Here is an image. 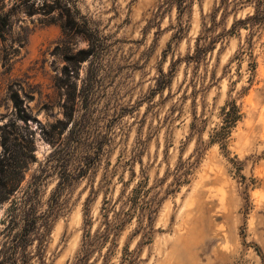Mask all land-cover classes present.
I'll use <instances>...</instances> for the list:
<instances>
[{
    "label": "rangeland",
    "instance_id": "374dc122",
    "mask_svg": "<svg viewBox=\"0 0 264 264\" xmlns=\"http://www.w3.org/2000/svg\"><path fill=\"white\" fill-rule=\"evenodd\" d=\"M70 1L97 38L83 61L86 33L63 34L57 3L0 0V14H10L0 37V157L6 131L9 162L16 171L25 166L20 191L29 189L41 211L63 183L46 264L76 256L86 201L94 232L103 199L115 201L144 178V190L161 198L152 230L142 234L132 218L104 264H120L125 249L135 264H264V23L252 74L234 59L249 31L229 32L253 14L254 0H186L182 13L167 0ZM205 26L221 37L198 64L187 63ZM161 72L170 82L157 89ZM230 88L243 117L223 150L209 136ZM178 167L185 181L171 192ZM8 206L0 204V250ZM108 246L89 264H102Z\"/></svg>",
    "mask_w": 264,
    "mask_h": 264
},
{
    "label": "trees",
    "instance_id": "16d2710c",
    "mask_svg": "<svg viewBox=\"0 0 264 264\" xmlns=\"http://www.w3.org/2000/svg\"><path fill=\"white\" fill-rule=\"evenodd\" d=\"M57 3L58 19L61 23L62 32L65 36H72L78 29H82L86 33L88 39V47L80 49L78 51L80 55L78 61H83L89 56L96 53L97 38L93 34L86 20H79L77 14L78 10L73 2L70 0H52ZM186 0H167L169 4H176L179 13L186 8ZM254 12L253 14L236 20L229 32H234L238 26H243L249 32L245 39V42L241 44L234 55V59L237 64H240L243 60L247 61L248 70L251 74L256 68V57L254 55V36L264 23V0H254ZM51 11L45 12L48 15ZM10 14L4 12L0 14V37L5 31L6 26L9 23ZM214 19L212 20V24ZM181 29V28H180ZM210 27L203 29L202 33L196 38V45L194 52L186 56L187 63L193 62L198 64L203 56L214 47L216 40L221 37L220 35L212 36L210 34ZM160 79L156 86L157 89L164 88L168 82H170V74L166 75L163 72L160 73ZM233 83V82H232ZM246 90V87L238 92L242 94ZM232 88L228 90V96L224 105L220 108L219 122L212 129V133L209 136L211 143H218L220 148L226 150L228 139L231 135L233 128L242 119L243 112L241 110L240 103L237 102V98L231 96ZM12 100L16 116L26 120L28 116L27 110L22 105V100L17 92H12L10 95ZM74 103L75 97L70 100ZM196 118V117H195ZM194 124H192V128ZM4 128V127H0ZM10 134L6 131L3 132V145L5 151L3 156L0 157V204L3 202H9V206L5 213L6 226L4 228L5 240L0 250V264H30L32 258H36L38 264H46L44 257V241L48 235L55 215L59 211V200L63 189V183L59 181L52 191L48 201L47 207L44 210H39L36 203L30 196L29 189L20 191V183L23 178V171L25 166L23 164L17 165L19 171L15 170L12 163L9 162L10 156L7 146V138ZM175 169V178L172 181V185L176 188L185 181L182 179L185 173L179 172ZM13 173L18 176L14 177ZM81 175L80 172L77 176ZM147 178L141 179L137 182L129 193L125 194L124 189L119 193L115 201L103 199L102 206L100 208L99 225L94 232H91L90 226L92 224L91 218H87V202L84 207V227L80 249L70 264H89L90 257L94 252H100L103 246L110 242L107 251L102 255L103 263L106 262L109 255L113 252L114 246H116V238L125 226L127 222H130L132 218H136L138 222L137 231H141L142 234L148 235L152 230L153 221L157 213L158 205L161 202V198H157V195H150L149 189L144 190V186L147 183ZM20 192V195L16 194ZM88 200V199H87ZM136 231V232H137ZM37 240L34 251H27V248ZM136 260L134 254L125 249L120 264H135Z\"/></svg>",
    "mask_w": 264,
    "mask_h": 264
}]
</instances>
